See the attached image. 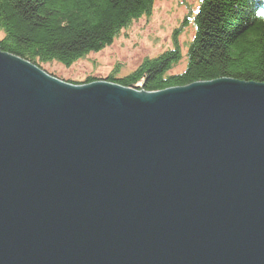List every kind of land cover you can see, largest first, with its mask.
<instances>
[{
  "label": "water",
  "instance_id": "water-1",
  "mask_svg": "<svg viewBox=\"0 0 264 264\" xmlns=\"http://www.w3.org/2000/svg\"><path fill=\"white\" fill-rule=\"evenodd\" d=\"M0 264H264V83L73 84L0 48Z\"/></svg>",
  "mask_w": 264,
  "mask_h": 264
},
{
  "label": "trees",
  "instance_id": "trees-1",
  "mask_svg": "<svg viewBox=\"0 0 264 264\" xmlns=\"http://www.w3.org/2000/svg\"><path fill=\"white\" fill-rule=\"evenodd\" d=\"M154 1L0 0V48L73 84L106 80L151 92L222 78L264 83L261 0H202L193 14L195 34L185 57L176 44L127 74L119 75L117 68L105 78L89 75L83 81L49 69L52 63L71 67L109 47L151 13ZM183 58L185 67L174 73Z\"/></svg>",
  "mask_w": 264,
  "mask_h": 264
},
{
  "label": "rangeland",
  "instance_id": "rangeland-1",
  "mask_svg": "<svg viewBox=\"0 0 264 264\" xmlns=\"http://www.w3.org/2000/svg\"><path fill=\"white\" fill-rule=\"evenodd\" d=\"M201 1L155 0L151 13L124 29L109 47L91 53L71 67L52 63L49 69L59 76L83 81L89 75L105 78L117 68L119 75L127 74L135 70L145 58H154L174 49L176 44H179L184 56L195 34L192 19ZM185 63L183 58L173 72L182 71Z\"/></svg>",
  "mask_w": 264,
  "mask_h": 264
},
{
  "label": "clouds",
  "instance_id": "clouds-1",
  "mask_svg": "<svg viewBox=\"0 0 264 264\" xmlns=\"http://www.w3.org/2000/svg\"><path fill=\"white\" fill-rule=\"evenodd\" d=\"M262 3H264V0H261Z\"/></svg>",
  "mask_w": 264,
  "mask_h": 264
},
{
  "label": "bare ground",
  "instance_id": "bare-ground-1",
  "mask_svg": "<svg viewBox=\"0 0 264 264\" xmlns=\"http://www.w3.org/2000/svg\"><path fill=\"white\" fill-rule=\"evenodd\" d=\"M46 73H48V72H46ZM49 74V73H48ZM50 75V74H49Z\"/></svg>",
  "mask_w": 264,
  "mask_h": 264
}]
</instances>
